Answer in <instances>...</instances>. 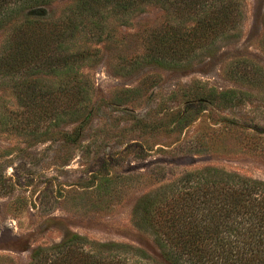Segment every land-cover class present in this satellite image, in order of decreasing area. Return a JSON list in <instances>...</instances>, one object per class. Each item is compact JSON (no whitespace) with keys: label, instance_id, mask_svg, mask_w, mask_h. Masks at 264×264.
<instances>
[{"label":"rangeland","instance_id":"1","mask_svg":"<svg viewBox=\"0 0 264 264\" xmlns=\"http://www.w3.org/2000/svg\"><path fill=\"white\" fill-rule=\"evenodd\" d=\"M175 2L167 0V13L153 3L125 16L106 13L102 35L83 31L69 42L72 52L91 54L80 69L89 94L74 122L62 116L57 127L55 116L73 103L55 102L43 121L8 77L0 81V264H29L34 250L71 235L152 255L150 237L133 227L144 195L207 167L264 181V0L242 1L236 37L192 51L183 67L152 66L144 55L168 17L178 22ZM72 4L56 0L45 14L62 19ZM239 60L258 67L256 83L232 79ZM226 90L236 103H223ZM77 129L75 143L60 139Z\"/></svg>","mask_w":264,"mask_h":264},{"label":"trees","instance_id":"2","mask_svg":"<svg viewBox=\"0 0 264 264\" xmlns=\"http://www.w3.org/2000/svg\"><path fill=\"white\" fill-rule=\"evenodd\" d=\"M55 1L0 0V33L5 35L0 81L8 77L23 92L26 108L32 113L37 108L43 121L55 102L73 103L71 111L55 113L60 127L62 116L78 119L89 94L80 85V69L91 54L72 52L69 42L83 31L90 38L102 35V20L110 17L106 13L125 16L152 3L166 13L169 9L167 0H74L62 19L53 20L45 9ZM242 1L176 0L170 7L178 22L171 24L168 17L165 27L152 35L144 59L152 66L180 68L192 51L236 37L243 21ZM248 63L239 60L228 71L232 79L256 83L260 70ZM237 74L242 76L235 78ZM35 75L42 78L31 80ZM218 96L226 104L238 101L233 90ZM80 133L58 134L72 144ZM133 215V227L150 237L157 253L71 235L57 246L34 250L29 264H264V181L212 167L189 171L141 197Z\"/></svg>","mask_w":264,"mask_h":264}]
</instances>
